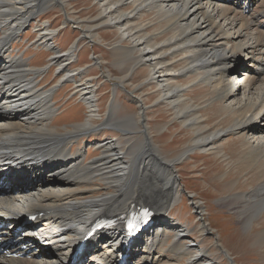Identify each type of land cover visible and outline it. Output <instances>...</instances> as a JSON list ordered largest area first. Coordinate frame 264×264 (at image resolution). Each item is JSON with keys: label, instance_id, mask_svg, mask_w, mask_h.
<instances>
[{"label": "bare ground", "instance_id": "bare-ground-1", "mask_svg": "<svg viewBox=\"0 0 264 264\" xmlns=\"http://www.w3.org/2000/svg\"><path fill=\"white\" fill-rule=\"evenodd\" d=\"M50 1L0 0V169L7 172L0 217L47 212L34 228L40 235L38 243L20 236L30 258H0V264H68L93 221L127 214L139 202L147 204L153 219L143 238L125 243L116 227L91 240L77 264H118V254H127L136 264H161L170 233L179 246L176 256H189L183 264H220L210 258L207 248L193 249L197 244L186 240L190 227L170 212L182 197V181L174 175V162H167L153 145L144 124L145 151H138L132 162L116 138L98 143L101 155L90 161L88 151L77 147L78 137L93 130V119L101 117L92 79L83 82L85 69H70L80 45L62 51L54 44L59 31L46 24L40 26L35 42L53 50L47 67L33 68L24 54L14 53L12 39L20 38L34 15L55 3L66 9L65 0ZM84 14L70 20L83 37L95 38L101 26L115 28L119 33L115 50L133 63L127 77L138 65L147 69L149 75L142 83L156 85L162 101L193 131L186 155L196 150L220 154L221 141L228 135L243 141L239 161L246 169L260 170L258 182L252 191L230 193L223 202L240 209L245 226L253 225L254 218L264 213V0H93ZM54 64L62 76L51 88H44L39 77ZM181 78L186 82L179 84ZM69 80L75 82L74 91L88 114L85 121L60 129L55 124L60 114L55 94ZM193 84L210 90L208 107L220 103L224 122L213 128L205 125L201 104L185 99L184 92ZM110 122L111 111L102 125ZM116 123L127 126V120ZM13 171L26 176L17 180ZM195 205L207 231L208 222ZM21 221L16 219L14 226ZM256 241L264 242V230L256 234Z\"/></svg>", "mask_w": 264, "mask_h": 264}, {"label": "rangeland", "instance_id": "rangeland-1", "mask_svg": "<svg viewBox=\"0 0 264 264\" xmlns=\"http://www.w3.org/2000/svg\"><path fill=\"white\" fill-rule=\"evenodd\" d=\"M52 1L54 2L51 0L50 4ZM65 1L66 9L55 3L34 15L31 26L23 32L20 31V38L14 37L12 44L14 53L24 54L30 60L31 66L36 69L47 67L53 52L52 49L36 44L40 26L48 24L50 28L59 31L54 38V44L62 51L75 43L80 45L81 50H78L77 58L71 63L70 69L80 67L85 69L82 74L83 82L88 78L92 79L99 98L97 104L101 117L93 119L95 124L93 130L90 129L78 137L77 147H83V150L88 151L87 160L90 161L101 155L102 149L98 147V143L106 138H116L127 150L128 161L132 162L138 151H145L144 124L153 145L167 162H174V175L182 181V197L172 206L170 212L175 219L190 227L191 232L186 240L197 244L193 249L207 248L210 258L219 260L220 264H264V242L256 241V234L264 230V213L254 218V226H245L241 221L240 209L227 206L223 202L224 197L230 193L252 191V185L258 182L256 176L260 170L250 167L246 169L239 161L243 141L238 140L237 135H228L221 141L223 145L220 154L196 150L186 155L195 135L178 119L171 106L162 101L156 85L142 83L149 75V71L138 65L127 77L133 63L127 62V56L115 50L114 46L119 36L115 28L101 26L97 29L95 38L89 40L83 37L80 28L73 22L87 16L84 13L93 5V0ZM56 68L55 64L52 65L39 77L42 87L51 88L61 78L62 74H58ZM80 79V76L76 77V80ZM184 81L186 82V78H181L179 84ZM64 83L55 94L60 113L55 124L60 129L85 121L88 114V108L81 101L79 93L74 91L75 82L69 80ZM184 93L185 99L201 104L203 110L201 109L200 114L203 113L205 125L213 128L224 122L226 113L220 103L216 102L218 106L215 103L214 107H208L210 101H206L212 99L210 90L205 91L202 86L193 84ZM112 102L116 106L110 110ZM109 111L113 114V122L104 127L102 124L109 116ZM208 116L210 119L206 120ZM126 120L127 126L116 123ZM130 120L135 121L136 125L130 124ZM87 139L92 141L88 142ZM140 147H143L142 150ZM195 204L200 207L199 211L208 222L207 231L202 227L204 223L196 212ZM173 239L174 236L170 233L169 240L163 247L161 264H183L188 260L189 256L179 258L176 256L179 246ZM218 243H221L234 263L226 257Z\"/></svg>", "mask_w": 264, "mask_h": 264}]
</instances>
